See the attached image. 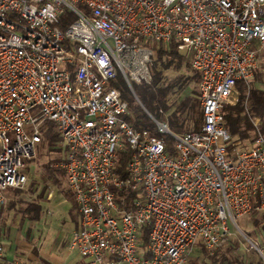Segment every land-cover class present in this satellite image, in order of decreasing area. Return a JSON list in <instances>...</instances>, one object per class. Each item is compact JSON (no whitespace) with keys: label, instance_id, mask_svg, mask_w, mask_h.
<instances>
[{"label":"built area","instance_id":"1","mask_svg":"<svg viewBox=\"0 0 264 264\" xmlns=\"http://www.w3.org/2000/svg\"><path fill=\"white\" fill-rule=\"evenodd\" d=\"M67 13L76 20L62 31ZM173 42L200 73L203 125L178 135L145 110L157 136L127 120L130 105L112 83H150L153 47ZM262 56L264 0H0V211L7 190L27 185L51 122L80 214L70 248L88 264H188L197 248L214 255L239 218L264 213V135L242 147L224 116ZM0 264L21 263L0 245Z\"/></svg>","mask_w":264,"mask_h":264},{"label":"trees","instance_id":"2","mask_svg":"<svg viewBox=\"0 0 264 264\" xmlns=\"http://www.w3.org/2000/svg\"><path fill=\"white\" fill-rule=\"evenodd\" d=\"M153 52L152 81L141 85L133 84L134 92L142 106L131 107L132 116L128 117L127 120L135 128L148 129L154 135L159 136L151 118L141 108L143 107L156 120L168 122L172 130L181 129L184 134L200 131L203 125L199 92L200 73L193 68L191 59L177 49L174 42L170 47H164L160 44L155 45ZM262 67H264V56L261 59ZM263 80L264 71L259 69L250 89L248 88L250 85L247 86L240 82L238 84L240 95L238 103L224 108L226 129L231 137L241 141L242 147L251 146L259 133L264 135V90L254 85L255 83H262ZM122 83L125 84L122 77L119 76L112 83V86L120 89ZM190 87H193L190 96L185 97L178 103L172 102L174 96L182 94ZM123 98L125 99L124 94ZM252 119L260 120L259 129L255 128ZM42 134L44 139L40 147L43 150L56 153L57 157L42 166L39 173L41 183L45 189L51 187L61 188L64 195L75 204L74 195L67 187L66 174L60 166L64 161L65 154L63 148L59 147L61 140L56 125L51 122L44 123ZM167 143L170 149L174 145V140L167 138ZM129 159V152L119 154L118 172L123 178L128 176L126 167ZM11 191L15 192L16 195L21 192L20 189H9L5 194ZM18 202H21V199H17V202L12 201L10 207L15 209ZM41 209L39 203L27 202L26 208L18 211L21 213L23 221L29 219L35 222L39 220ZM255 223L259 225L263 234L264 214ZM149 230L150 228H144L143 246L148 243ZM246 235L250 238L248 234ZM257 246L260 250H264V240L258 242ZM225 247L214 255H210L207 251L201 249L206 259L200 264H264V258L255 249H250L248 253L239 255L240 243L237 240L229 242ZM190 264H194L193 261Z\"/></svg>","mask_w":264,"mask_h":264},{"label":"rangeland","instance_id":"3","mask_svg":"<svg viewBox=\"0 0 264 264\" xmlns=\"http://www.w3.org/2000/svg\"><path fill=\"white\" fill-rule=\"evenodd\" d=\"M78 9L83 10V7L78 6ZM75 20V14L67 13L62 17L59 29L65 31ZM260 69L264 71V67ZM252 83H250L249 89ZM254 85L264 90V80L262 83H255ZM120 86V91L125 95V100L131 105L130 109L133 106H142L137 100L133 86L132 89L126 83H122ZM192 88L190 87L182 94L174 96L172 102L178 103L190 96ZM141 108L146 112L143 107ZM172 131L178 135L184 134L181 129ZM36 150V159L31 162L29 170L26 171L27 185L20 190L18 195L13 191L7 193L6 203L0 211V245L4 249L5 257L8 260H17L21 264H88L77 250L70 248L71 237L80 223V214L74 202L64 195L61 188L45 189L40 180L39 173L42 166L55 160L57 154L43 150L40 145ZM17 199H21V202H18L16 208L12 209L10 207L11 202H17ZM27 202H37L41 205L42 209L38 221L33 222L29 219L23 221L18 210L26 208ZM263 214L254 213L241 217L237 222L238 228L232 229L229 242L237 240L240 243L239 255H244L250 249H255L254 246L264 240V233L262 234L259 225L255 223ZM225 246L224 248H226ZM205 259L202 250L197 248L191 254L188 264L191 261L194 264H200Z\"/></svg>","mask_w":264,"mask_h":264},{"label":"water","instance_id":"4","mask_svg":"<svg viewBox=\"0 0 264 264\" xmlns=\"http://www.w3.org/2000/svg\"><path fill=\"white\" fill-rule=\"evenodd\" d=\"M255 250L260 254L259 248L255 247ZM261 255V254H260Z\"/></svg>","mask_w":264,"mask_h":264}]
</instances>
